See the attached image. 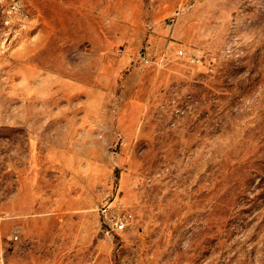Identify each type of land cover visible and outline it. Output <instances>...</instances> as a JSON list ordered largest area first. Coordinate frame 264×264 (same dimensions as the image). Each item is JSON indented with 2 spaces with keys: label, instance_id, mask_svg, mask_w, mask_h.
<instances>
[{
  "label": "rangeland",
  "instance_id": "rangeland-1",
  "mask_svg": "<svg viewBox=\"0 0 264 264\" xmlns=\"http://www.w3.org/2000/svg\"><path fill=\"white\" fill-rule=\"evenodd\" d=\"M0 264H264V0H0Z\"/></svg>",
  "mask_w": 264,
  "mask_h": 264
},
{
  "label": "built area",
  "instance_id": "built-area-1",
  "mask_svg": "<svg viewBox=\"0 0 264 264\" xmlns=\"http://www.w3.org/2000/svg\"><path fill=\"white\" fill-rule=\"evenodd\" d=\"M100 212L107 235H120L126 232L133 223L131 212L116 203H106Z\"/></svg>",
  "mask_w": 264,
  "mask_h": 264
}]
</instances>
